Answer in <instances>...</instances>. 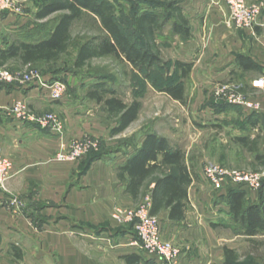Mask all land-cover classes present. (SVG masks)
Here are the masks:
<instances>
[{
    "label": "crops",
    "instance_id": "0c3cea01",
    "mask_svg": "<svg viewBox=\"0 0 264 264\" xmlns=\"http://www.w3.org/2000/svg\"><path fill=\"white\" fill-rule=\"evenodd\" d=\"M40 5L16 0L0 11L1 50L12 42L29 40L31 22L48 18H35ZM183 7L191 38L177 49L175 59L193 65L189 75L194 88L212 93L219 85L235 83L245 97L259 104L257 113L264 116V10L257 28L250 32L230 28L222 0H184ZM239 55L258 70L243 71L236 62ZM11 62L22 66L14 58L4 66ZM17 101L25 102L33 114H54L61 128L13 120L6 112ZM109 124L85 112L70 95L62 102H50L32 85H0V148L13 166L12 176L0 187V264H169L133 245L130 226L112 218L116 208L133 209L141 199L135 202L127 195L125 183L117 177V169L133 154V147L125 152L108 148L113 140L125 138L133 123L117 135H111L115 123ZM255 132L246 135L253 138ZM78 141L94 142L96 149L77 160L55 159ZM103 147L106 152H100ZM259 150L264 153V141ZM95 152L102 156L94 158ZM243 190L247 201L260 203L259 190ZM228 192V187L215 189L201 177L188 188L183 223L168 221L166 212L157 216L163 238L180 250L175 264H223L226 242L218 237L216 222L219 212L229 211L219 201Z\"/></svg>",
    "mask_w": 264,
    "mask_h": 264
},
{
    "label": "trees",
    "instance_id": "16d2710c",
    "mask_svg": "<svg viewBox=\"0 0 264 264\" xmlns=\"http://www.w3.org/2000/svg\"><path fill=\"white\" fill-rule=\"evenodd\" d=\"M162 1L166 14L158 10L133 14V33L141 42L137 45L117 24L115 7L108 0H44L35 18L41 20L61 13L52 30L42 39H34L30 32L29 40L12 42L4 50L0 49V67H4L5 62L12 58L19 59L22 66L59 61L71 46L72 23L85 12L98 20L103 35L87 38L78 45L73 66L80 69L94 58L113 57L130 65L134 71L145 74L147 78L151 72L163 66L156 41L163 35L166 25L170 26L169 30L173 38L181 42L191 38L189 17L183 7L184 0ZM236 62L243 71L258 70L256 64L242 55L237 56ZM192 66L191 63L176 60L175 70L180 74L181 80L170 81L160 87L159 91L174 101L185 103L183 81L189 76ZM48 80L56 81V78L49 77ZM108 93L111 96L107 99L96 96V93H91V97L104 105L108 118L115 123L111 135H117L137 119L140 103L133 102L128 105L116 98L114 91L108 90ZM207 106L216 117L224 116L231 109H240L233 105L211 101ZM243 114V119L239 121L241 130L247 132L257 130L264 133L263 115L257 112L246 114L244 111ZM219 119L215 118V121L218 122ZM260 140L259 134L253 138L250 135H242L234 139L238 145L253 155V163L264 169V153L259 150ZM92 155L94 158L102 156L100 153H92ZM186 161L185 154L180 148L172 146L166 138L148 133L144 135L141 145L134 148L133 154L126 159L125 164L117 169V177L125 183V193L135 202L149 197L151 216L157 217L160 213L166 212L168 221L183 223L189 205L188 188L199 179L195 169ZM226 187L229 188V192L225 196H220L219 201L224 202L229 208L226 214L234 229L237 227L239 234L247 238L264 234V199L262 198L264 180L261 181L259 190L261 200L258 205L246 200L243 189L233 185ZM223 253V264H237L239 255L236 251L224 247Z\"/></svg>",
    "mask_w": 264,
    "mask_h": 264
},
{
    "label": "rangeland",
    "instance_id": "374dc122",
    "mask_svg": "<svg viewBox=\"0 0 264 264\" xmlns=\"http://www.w3.org/2000/svg\"><path fill=\"white\" fill-rule=\"evenodd\" d=\"M43 1L33 0L34 3L39 4H42ZM108 1L115 7L117 24L137 45L141 42L133 33V14L146 10H158L166 14L162 0ZM259 3L262 6L261 11H263L264 0H259ZM60 15L61 13L53 14L42 22L32 21L30 29L31 34H34L32 37L34 39L46 37ZM227 20H229V16ZM257 24L256 20L250 32L255 31ZM230 26L235 31H242L234 29L231 24ZM169 27L166 25L163 35L156 41L163 66L160 69H155L147 78H145V74L134 71L130 65L113 57L94 58L80 69L73 66L78 45L87 38L103 35L98 20L85 12L72 23L70 28L71 46L59 61L50 64L41 62L32 66H20L17 62H11L3 68L9 72L33 71L45 79L56 78L66 86L68 95L83 105L85 112L100 117L103 125H108V123L111 125L113 121L108 118L104 105L91 97V93H96V96L107 99L111 96L108 90H112L115 92L116 98L128 105L139 102L140 110L137 119L126 130L125 138L112 141L108 146L110 152L116 149L125 152L124 150L128 147H133L134 150L144 135L153 133L160 137H166L172 146L180 148L185 154L187 164L195 169L200 179L203 177L202 168L204 166L220 165L231 172L259 174L264 180V169L255 165L253 155L234 141L236 137L247 134V131L241 130L239 123L244 116L241 108L231 109L216 122L214 115L208 110L210 107L207 104L210 101L217 104L222 102L215 99V91L211 93L209 89L204 90L205 92L195 89L191 75L183 81L185 103L174 101L159 91V88L164 84L181 80L180 74L175 70V56L177 49L184 43L171 36ZM231 85L222 84L217 87H226V89H222H225L224 93H228V96L243 94L239 86L237 87L235 83H231ZM203 100L204 103H202ZM254 134H259L260 143L261 141L263 143V132ZM106 149L103 147L100 152H106ZM143 201L144 199L140 200L135 207ZM218 215L220 220L216 222L217 235L225 240L224 247L234 249L239 255L237 264H264V234L247 238L239 234L237 227L234 229V225L228 221L225 212H219Z\"/></svg>",
    "mask_w": 264,
    "mask_h": 264
},
{
    "label": "built area",
    "instance_id": "2783aa9c",
    "mask_svg": "<svg viewBox=\"0 0 264 264\" xmlns=\"http://www.w3.org/2000/svg\"><path fill=\"white\" fill-rule=\"evenodd\" d=\"M15 2L16 0H0V11L9 9ZM223 2L228 9L229 22L234 29L252 30L261 13L260 4H249L245 0H223ZM0 85L17 87L32 85L39 91L42 98L50 102H62L68 98L67 88L62 82L47 80L33 71L9 72L0 67ZM218 87L215 90L217 101L239 107L244 112L252 113L260 110L257 102L249 100L243 94L228 96V93H224L226 87H222L225 88L224 90ZM6 114L17 122H34L41 128L49 126H54L58 130L61 128L54 114H33L23 101L15 102ZM93 149H96L94 142L78 141L73 143L66 152L57 154L55 159L58 161L77 160ZM12 169L11 161L3 155L0 148V187L12 176ZM202 175L215 189L223 185H233L250 191H257L261 188L262 178L259 174L231 172L220 165L204 166ZM112 218L119 225L130 226L133 245L140 248L142 252L156 256L169 264H175L180 250L172 242L163 238L160 221L157 217L150 215L148 196L133 209L116 208L112 213Z\"/></svg>",
    "mask_w": 264,
    "mask_h": 264
}]
</instances>
